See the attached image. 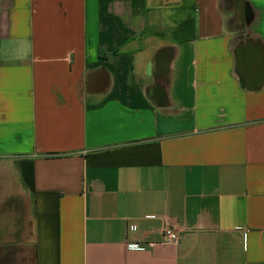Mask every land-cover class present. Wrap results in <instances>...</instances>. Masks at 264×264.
Returning a JSON list of instances; mask_svg holds the SVG:
<instances>
[{"label": "crops", "instance_id": "obj_1", "mask_svg": "<svg viewBox=\"0 0 264 264\" xmlns=\"http://www.w3.org/2000/svg\"><path fill=\"white\" fill-rule=\"evenodd\" d=\"M0 264H264V0H0Z\"/></svg>", "mask_w": 264, "mask_h": 264}, {"label": "built area", "instance_id": "obj_2", "mask_svg": "<svg viewBox=\"0 0 264 264\" xmlns=\"http://www.w3.org/2000/svg\"><path fill=\"white\" fill-rule=\"evenodd\" d=\"M178 231L171 224H166L160 232V242L166 245L175 244L178 240Z\"/></svg>", "mask_w": 264, "mask_h": 264}]
</instances>
